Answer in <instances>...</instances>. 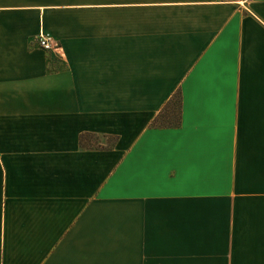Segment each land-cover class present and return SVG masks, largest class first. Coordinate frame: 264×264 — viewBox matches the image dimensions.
<instances>
[{"label": "crops", "instance_id": "crops-1", "mask_svg": "<svg viewBox=\"0 0 264 264\" xmlns=\"http://www.w3.org/2000/svg\"><path fill=\"white\" fill-rule=\"evenodd\" d=\"M0 264H264V0H0Z\"/></svg>", "mask_w": 264, "mask_h": 264}, {"label": "trees", "instance_id": "trees-1", "mask_svg": "<svg viewBox=\"0 0 264 264\" xmlns=\"http://www.w3.org/2000/svg\"><path fill=\"white\" fill-rule=\"evenodd\" d=\"M178 105H179V94L175 93L172 95L170 100L164 104L158 114L150 122L151 127H177L179 124L178 120ZM84 138L87 141L88 138H92L88 134L79 135L78 144L84 145ZM86 141V142H87ZM100 147V146H96Z\"/></svg>", "mask_w": 264, "mask_h": 264}, {"label": "built area", "instance_id": "built-area-1", "mask_svg": "<svg viewBox=\"0 0 264 264\" xmlns=\"http://www.w3.org/2000/svg\"><path fill=\"white\" fill-rule=\"evenodd\" d=\"M34 44L46 53L47 63L50 67V70L54 71L58 65V57L54 56V59H51L50 55H53V50L55 49V44L51 42L50 38L44 35H37L33 38Z\"/></svg>", "mask_w": 264, "mask_h": 264}, {"label": "rangeland", "instance_id": "rangeland-1", "mask_svg": "<svg viewBox=\"0 0 264 264\" xmlns=\"http://www.w3.org/2000/svg\"><path fill=\"white\" fill-rule=\"evenodd\" d=\"M106 143H108L107 140H106Z\"/></svg>", "mask_w": 264, "mask_h": 264}]
</instances>
